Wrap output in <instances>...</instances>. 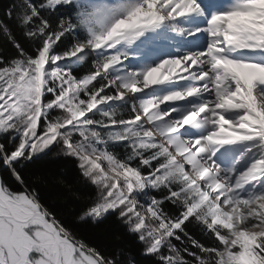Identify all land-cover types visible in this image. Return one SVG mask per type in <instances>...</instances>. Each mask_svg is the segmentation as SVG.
I'll return each instance as SVG.
<instances>
[{
	"label": "snow or ice",
	"instance_id": "1",
	"mask_svg": "<svg viewBox=\"0 0 264 264\" xmlns=\"http://www.w3.org/2000/svg\"><path fill=\"white\" fill-rule=\"evenodd\" d=\"M0 264H264V0H0Z\"/></svg>",
	"mask_w": 264,
	"mask_h": 264
},
{
	"label": "trees",
	"instance_id": "2",
	"mask_svg": "<svg viewBox=\"0 0 264 264\" xmlns=\"http://www.w3.org/2000/svg\"><path fill=\"white\" fill-rule=\"evenodd\" d=\"M41 169H49L52 172H60L63 170L64 175L68 179H73L75 177V170L70 165H65L60 161H51V160H43L38 162L36 165H33L31 170L38 171ZM86 239L90 243H98V237L96 235L86 234ZM139 245L134 244V250H138Z\"/></svg>",
	"mask_w": 264,
	"mask_h": 264
}]
</instances>
